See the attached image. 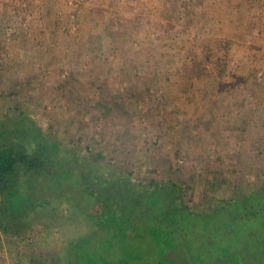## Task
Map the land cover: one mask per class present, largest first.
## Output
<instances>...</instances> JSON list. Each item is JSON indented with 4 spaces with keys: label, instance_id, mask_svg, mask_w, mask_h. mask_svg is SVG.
I'll return each instance as SVG.
<instances>
[{
    "label": "rangeland",
    "instance_id": "374dc122",
    "mask_svg": "<svg viewBox=\"0 0 264 264\" xmlns=\"http://www.w3.org/2000/svg\"><path fill=\"white\" fill-rule=\"evenodd\" d=\"M182 2L202 20L174 21L173 3ZM118 29L123 40L110 39ZM26 116L94 180L130 173L134 184H189L194 173L220 164L232 180L217 197L243 196L264 174V0H0V123ZM28 187L34 200L49 204L31 214L29 237L2 235V264L52 263L91 231L93 251L114 264H196L198 256L208 264L234 245L218 242L226 215L203 230L202 216L178 209L166 215L184 229L178 248H161L163 193L150 210L130 204L114 221L118 229L102 234L84 214L88 209L100 222L104 209L76 197L82 214L73 187L46 178ZM191 194L194 211L210 210L213 196L194 186ZM238 222L236 246L254 254L264 230L256 221ZM122 241L131 244L126 255Z\"/></svg>",
    "mask_w": 264,
    "mask_h": 264
},
{
    "label": "trees",
    "instance_id": "16d2710c",
    "mask_svg": "<svg viewBox=\"0 0 264 264\" xmlns=\"http://www.w3.org/2000/svg\"><path fill=\"white\" fill-rule=\"evenodd\" d=\"M188 5L187 2L173 3L174 7L170 12L174 21L179 22L182 18L188 22L194 18L197 21L202 20L201 12L193 11ZM181 8L182 10H180ZM110 32V35H108L110 39L116 37L121 40L123 38V33L119 29ZM209 56H207L208 60ZM80 166L79 159L75 154L48 136L37 126L33 118L26 116L21 117V119L14 123H0V252L4 249L2 235L20 239L29 237L33 232L31 214L38 208L47 206L49 203L48 201L34 200L30 192L32 187L24 189L23 186L34 179L46 178L50 183L59 186V188L64 185L69 188L73 187V190L69 191V193L78 211L80 210L81 201L77 200L76 197L81 198L82 202L87 204L89 209H94L96 206L104 209L106 217L105 220L100 222L96 220L97 217L95 215L87 214L88 209L85 210L86 213L84 214L85 217L94 223V226H97L98 230L95 229V231L99 233L111 234L110 229L114 226L118 229L120 225H115L114 221H122L124 214L127 215L128 212L126 208L129 207L130 210L132 206L130 204L132 203L136 205L145 203L144 205L149 207L147 209L153 208L155 206L156 192H159V194L163 193L164 195L163 203L166 205L168 211L165 215H158L164 226L160 228L162 233L164 232L163 237L159 240L161 248L164 246L167 250L175 252L178 248L179 239L184 233L183 228H176V217L173 215L174 217L171 218L166 215H170L180 209L183 214L193 215L197 220L199 216H202L203 220L201 223L203 224V230L209 229L211 221H215L216 217L221 219L226 215L228 222L224 220L219 221L221 226L218 230L220 235L218 242H223L225 239V241L230 244L234 243V245L229 246V250L223 253L222 259H214L208 262V264H264V241L253 248L254 254H251V247L241 249V247L236 246V242L240 241L239 220L256 221L259 223V226H262V230H264V174L260 178L262 182L254 187H248L245 195L218 198L216 192L229 187L228 183L232 180L227 176V169L220 164L217 167L209 166L206 170L194 173L189 177V184L182 179L162 184H144L142 182L134 184L130 178V173L127 176L120 173V176L115 181H107L101 177L94 180L95 177H93L92 173L86 175ZM171 172L174 173L173 170ZM89 179L93 180V184L87 181ZM127 186L135 190L136 193L133 192L131 195ZM193 186L196 189H204L207 194L213 196L212 207L208 212L199 213L192 209L193 195L191 191ZM184 192L187 193L185 195L189 202L184 198ZM177 201L178 204H181L180 206L175 205ZM114 205H117L116 210ZM126 220L129 224H125L131 225L132 227L130 228L133 229L136 225L134 222L137 219ZM155 233L154 231L153 235ZM93 235H95V232L91 231L88 234L80 236L74 242L69 243L62 258L63 263L114 264L109 262L105 256L104 258L102 257L103 255L93 251L95 248L94 244L91 245ZM152 238L156 242V238ZM128 239L129 237H127V241ZM124 241H126V236ZM48 244L47 238L42 240V248H47ZM117 246L122 251V254L125 253V255L131 249L130 242L122 241ZM39 247L41 248L40 245ZM111 247L107 249L106 253L110 251ZM237 249L241 253L236 256L233 253ZM248 253L250 256L244 258ZM62 259L51 261L52 263L46 261L42 264H58L59 261L61 263ZM228 259L229 262H226ZM195 262L196 264H203L202 257L198 256ZM128 263V260H123L117 264ZM0 264H2L1 259ZM172 264H175V262Z\"/></svg>",
    "mask_w": 264,
    "mask_h": 264
}]
</instances>
